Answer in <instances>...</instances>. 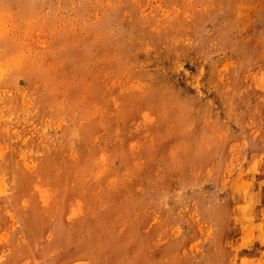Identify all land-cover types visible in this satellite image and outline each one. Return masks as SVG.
<instances>
[{
    "label": "rangeland",
    "instance_id": "1",
    "mask_svg": "<svg viewBox=\"0 0 264 264\" xmlns=\"http://www.w3.org/2000/svg\"><path fill=\"white\" fill-rule=\"evenodd\" d=\"M0 264H264V0H0Z\"/></svg>",
    "mask_w": 264,
    "mask_h": 264
},
{
    "label": "bare ground",
    "instance_id": "2",
    "mask_svg": "<svg viewBox=\"0 0 264 264\" xmlns=\"http://www.w3.org/2000/svg\"><path fill=\"white\" fill-rule=\"evenodd\" d=\"M24 94V93H23Z\"/></svg>",
    "mask_w": 264,
    "mask_h": 264
}]
</instances>
